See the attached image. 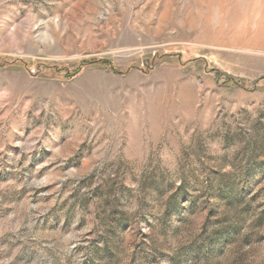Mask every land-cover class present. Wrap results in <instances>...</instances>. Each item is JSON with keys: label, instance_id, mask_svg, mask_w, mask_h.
Listing matches in <instances>:
<instances>
[{"label": "rangeland", "instance_id": "obj_1", "mask_svg": "<svg viewBox=\"0 0 264 264\" xmlns=\"http://www.w3.org/2000/svg\"><path fill=\"white\" fill-rule=\"evenodd\" d=\"M0 264H264V0H0Z\"/></svg>", "mask_w": 264, "mask_h": 264}]
</instances>
